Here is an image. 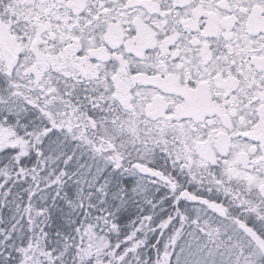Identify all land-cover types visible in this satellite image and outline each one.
I'll return each instance as SVG.
<instances>
[{
	"label": "snow or ice",
	"instance_id": "obj_1",
	"mask_svg": "<svg viewBox=\"0 0 264 264\" xmlns=\"http://www.w3.org/2000/svg\"><path fill=\"white\" fill-rule=\"evenodd\" d=\"M0 264H264V0H0Z\"/></svg>",
	"mask_w": 264,
	"mask_h": 264
}]
</instances>
